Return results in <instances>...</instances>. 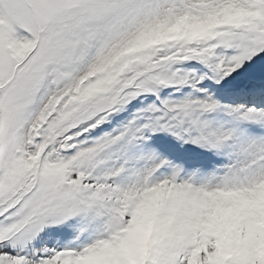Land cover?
<instances>
[{
    "label": "snow or ice",
    "instance_id": "1",
    "mask_svg": "<svg viewBox=\"0 0 264 264\" xmlns=\"http://www.w3.org/2000/svg\"><path fill=\"white\" fill-rule=\"evenodd\" d=\"M261 186L264 0H0V264H264L210 227ZM149 191L154 234L129 258Z\"/></svg>",
    "mask_w": 264,
    "mask_h": 264
},
{
    "label": "rangeland",
    "instance_id": "2",
    "mask_svg": "<svg viewBox=\"0 0 264 264\" xmlns=\"http://www.w3.org/2000/svg\"><path fill=\"white\" fill-rule=\"evenodd\" d=\"M167 40L163 30L148 33L134 42V47H146ZM165 134H157V138ZM169 143H178L167 137ZM183 150H193L192 145L180 146ZM262 187V186H261ZM261 187L259 189H261ZM259 189L249 198L240 200L231 208L224 209L210 225L218 239V248L232 250L239 246L251 245L256 256L264 262V194ZM129 258H139L143 251L118 250Z\"/></svg>",
    "mask_w": 264,
    "mask_h": 264
},
{
    "label": "clouds",
    "instance_id": "3",
    "mask_svg": "<svg viewBox=\"0 0 264 264\" xmlns=\"http://www.w3.org/2000/svg\"><path fill=\"white\" fill-rule=\"evenodd\" d=\"M222 16H210L194 21H178L171 27L164 29V35L169 39L180 36L196 37L209 32L217 24L222 23ZM264 194V186L259 189ZM161 193L145 192L141 194L135 210V219L129 230L123 234L120 248L124 250L143 251L151 241L154 234L153 208ZM83 264H96L93 260H85Z\"/></svg>",
    "mask_w": 264,
    "mask_h": 264
}]
</instances>
